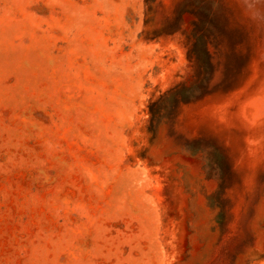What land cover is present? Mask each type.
<instances>
[{"label":"rangeland","instance_id":"rangeland-1","mask_svg":"<svg viewBox=\"0 0 264 264\" xmlns=\"http://www.w3.org/2000/svg\"><path fill=\"white\" fill-rule=\"evenodd\" d=\"M0 264H264V0H0Z\"/></svg>","mask_w":264,"mask_h":264},{"label":"trees","instance_id":"trees-1","mask_svg":"<svg viewBox=\"0 0 264 264\" xmlns=\"http://www.w3.org/2000/svg\"><path fill=\"white\" fill-rule=\"evenodd\" d=\"M148 2H155V1H157V0H147ZM191 99H189V98H187V99H185V100H177V103L178 104H182V103H184V104H189V103H191Z\"/></svg>","mask_w":264,"mask_h":264}]
</instances>
